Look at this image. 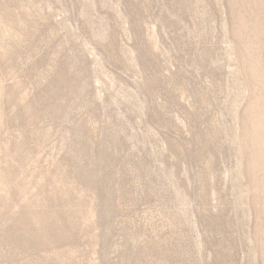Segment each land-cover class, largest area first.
I'll list each match as a JSON object with an SVG mask.
<instances>
[{"label":"rangeland","instance_id":"obj_1","mask_svg":"<svg viewBox=\"0 0 264 264\" xmlns=\"http://www.w3.org/2000/svg\"><path fill=\"white\" fill-rule=\"evenodd\" d=\"M0 264H264V0H0Z\"/></svg>","mask_w":264,"mask_h":264}]
</instances>
